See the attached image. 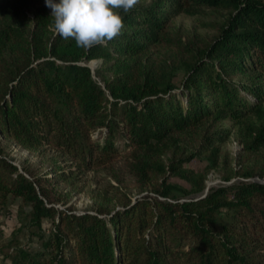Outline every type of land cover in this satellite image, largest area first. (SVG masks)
<instances>
[{"label":"trees","instance_id":"16d2710c","mask_svg":"<svg viewBox=\"0 0 264 264\" xmlns=\"http://www.w3.org/2000/svg\"><path fill=\"white\" fill-rule=\"evenodd\" d=\"M205 6L222 15L211 33L178 42L168 28L179 12ZM0 19V212L19 199V225L2 238L9 264H264V181L245 170L227 185L179 172L206 152V132L189 158L165 162L172 141L206 119H240L264 101V1L153 0L121 11L122 35L85 51L31 18L21 3ZM172 42V68L149 54ZM171 43V44H172ZM101 59L92 69L88 62ZM236 76L240 78L236 79ZM170 143V144H169ZM36 152L49 169L8 157L9 145ZM264 146V124L247 146ZM215 151V150H213ZM87 188L94 206L68 203ZM180 174L181 187L168 181ZM264 180V167L258 172ZM232 176L224 177L230 181ZM189 194H194L189 196ZM27 240L21 246L19 234Z\"/></svg>","mask_w":264,"mask_h":264},{"label":"rangeland","instance_id":"374dc122","mask_svg":"<svg viewBox=\"0 0 264 264\" xmlns=\"http://www.w3.org/2000/svg\"><path fill=\"white\" fill-rule=\"evenodd\" d=\"M153 0H140L139 4L150 3ZM264 1V0H262ZM58 2V0H55ZM10 3H21L25 12L33 19L37 18V14L43 15V21L47 29L51 31L50 25L52 23L51 9L46 6L45 0H0V19L4 17L6 6ZM5 9V10H4ZM222 13L215 8L201 6L196 8L191 13L179 12L170 18L168 28L172 36L175 37L176 43H186L188 38L200 39L211 33V25L217 21ZM168 41L157 44L150 49L151 59L159 65L168 64L172 70L169 78L172 82L179 85L180 79L183 76V60L187 56L178 54L176 45ZM102 60L94 59L87 64L92 69L100 66ZM240 76H236V79ZM264 124V101L260 107L248 115L235 119L227 116L220 120L206 119L199 123L195 128L187 131V133L172 141L169 149L164 154L165 162H170L173 158H189L195 153L198 142L201 141L202 136L206 132L213 133L217 139L212 147L202 153L196 154L187 161L180 163L179 172H191L194 175L201 176L206 187L227 185L239 178V173L249 169L256 170L257 173L249 178L250 180L261 181L263 178L259 176L258 172L264 167V146L255 149L247 147L256 135V129ZM170 144V143H169ZM8 157L13 162L20 166L25 160H29L34 164L40 166V172L49 169V162L45 160L50 152H46L45 157L41 158L36 152H30L19 146H8ZM215 150V151H213ZM232 176L230 181H225L224 177ZM95 176L89 172L86 176V183L83 185V190L80 192L71 191L68 195V203L65 206L71 205L77 212L86 209H91L94 206V200L90 197L87 188L95 187ZM168 181L173 182L181 187H189V182L180 174L169 175ZM194 194H189L193 196ZM19 206V199L10 197L7 209L0 212V230L3 232L2 238L9 239L13 229L19 225L17 210ZM22 247H27V240L19 234ZM0 264H9L8 261L1 260Z\"/></svg>","mask_w":264,"mask_h":264},{"label":"clouds","instance_id":"9594fccd","mask_svg":"<svg viewBox=\"0 0 264 264\" xmlns=\"http://www.w3.org/2000/svg\"><path fill=\"white\" fill-rule=\"evenodd\" d=\"M51 9V31L64 40H74L85 51L106 46L122 35L121 11L130 12L140 0H45Z\"/></svg>","mask_w":264,"mask_h":264},{"label":"water","instance_id":"95a60500","mask_svg":"<svg viewBox=\"0 0 264 264\" xmlns=\"http://www.w3.org/2000/svg\"><path fill=\"white\" fill-rule=\"evenodd\" d=\"M89 66H90V65H89ZM91 67H92V66H91ZM93 67H94V66H93ZM93 67H92V68H93ZM207 189H208V187L206 188V190H205V191H207Z\"/></svg>","mask_w":264,"mask_h":264}]
</instances>
